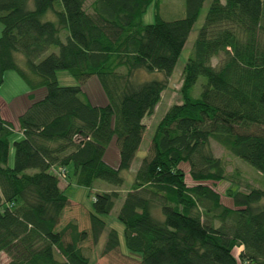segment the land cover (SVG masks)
Listing matches in <instances>:
<instances>
[{
  "label": "trees",
  "instance_id": "1",
  "mask_svg": "<svg viewBox=\"0 0 264 264\" xmlns=\"http://www.w3.org/2000/svg\"><path fill=\"white\" fill-rule=\"evenodd\" d=\"M167 2L0 0V85L15 69L29 87L15 119L0 106L4 264H88L85 241L98 243L102 215L117 198L124 244L137 264H264L263 176L258 184L241 181L211 144L264 173V0L210 1L180 72V99L157 121L131 183L119 189L143 119L159 102L204 0H184L183 13L171 17L162 12ZM151 3L154 20L143 22ZM60 68L77 82L60 83ZM154 71L162 77H139ZM92 76L102 102L84 87ZM111 140L116 164L105 158ZM69 163L79 184H114L95 191L84 227L63 217L71 204L61 184ZM223 178L235 185L226 188L229 203L213 185ZM119 246L117 229L108 227L102 254Z\"/></svg>",
  "mask_w": 264,
  "mask_h": 264
},
{
  "label": "rangeland",
  "instance_id": "2",
  "mask_svg": "<svg viewBox=\"0 0 264 264\" xmlns=\"http://www.w3.org/2000/svg\"><path fill=\"white\" fill-rule=\"evenodd\" d=\"M168 2L165 4L162 12L164 16L171 17L176 16L183 13L182 6L184 5V0H167ZM211 0H204L203 6L200 9L199 16L197 17L196 21L193 24V27L187 37L185 45L177 59V62L169 76L168 84L166 88L162 91L161 98L157 105L154 107V110L149 115L144 117V122L146 125L145 131L143 133V137L139 148L137 149L134 158L131 162V167L128 170L124 171L125 181L123 182L124 185L119 187L120 191L124 192V190L128 187L127 184L131 183L133 171L135 170L136 166L140 162L141 158L147 152L151 135L154 130V127L160 117L163 115L167 107L171 104V102L177 101L180 99L179 93V84H180V72L184 61L186 60L191 44L194 40L196 31L200 26L205 11L209 5ZM171 2V3H170ZM174 2L177 4L174 6ZM173 3V4H172ZM168 4V5H167ZM167 6V7H166ZM182 10V13H181ZM143 22H151L154 20V6L151 3L146 11L143 13L142 16ZM2 23L0 21V31H1ZM56 76L60 83L62 84H74L76 83V79L66 70V69H57ZM139 77H162V73L159 71L154 72H146V74H141ZM203 81V76H199L197 81L191 87V93L194 96H198L201 90ZM85 89L94 101L102 102V89L99 85V82L95 76L90 77L84 84ZM29 87L27 83L23 80V78L19 75V73L15 69H9L5 72L4 80L0 85V106L2 108L3 113L15 119L17 113L22 110L23 103L25 102L24 96L26 95ZM40 91L36 92L39 94ZM14 136H18L14 135ZM213 151L216 155L222 157L225 162L226 170L228 172H232L236 168L239 170V174L241 177V181H245L247 179L252 184H258L260 182V174H262L264 179V173L258 170L255 166L248 162H244L237 158L236 156L232 155L228 150H226L223 146L217 143L215 140L211 141ZM117 149L115 146L114 140H111L107 145L105 151V158L112 164H116L117 162ZM13 154L14 148L11 144L10 152H9V163L13 161ZM66 178L61 181L62 185L64 186V190L70 199L71 204L65 208L63 217L64 218H75L79 226L84 227L87 223H89L88 219V211L92 209V201L94 199V193L97 189H100V186H108L107 188L114 187V184L101 179L97 178L92 186H86L83 184H79L74 179V172H73V164L66 165ZM256 170V171H255ZM213 185L216 189L220 192L221 198L223 201L229 203L231 202V198L226 194V188L228 186L235 187L234 184H231L228 179H219ZM122 198L115 199V204L113 208L108 214H103L102 217L106 221V227L101 233L98 243H92L91 240H86L85 244L90 251L91 257L88 264H137L138 258L136 255L137 253H131L127 250L124 244L123 238V224L117 218V211L120 206ZM62 217V218H63ZM113 226L118 231L119 241H120V249L109 254H102L101 249L103 243L106 238V231L108 227ZM128 251V252H127ZM130 252V253H129ZM9 256L4 251H0V264H4L8 260Z\"/></svg>",
  "mask_w": 264,
  "mask_h": 264
}]
</instances>
